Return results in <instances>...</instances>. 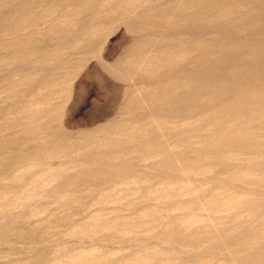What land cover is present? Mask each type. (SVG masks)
<instances>
[{
  "label": "rangeland",
  "instance_id": "obj_1",
  "mask_svg": "<svg viewBox=\"0 0 264 264\" xmlns=\"http://www.w3.org/2000/svg\"><path fill=\"white\" fill-rule=\"evenodd\" d=\"M0 264H264V0H0Z\"/></svg>",
  "mask_w": 264,
  "mask_h": 264
}]
</instances>
